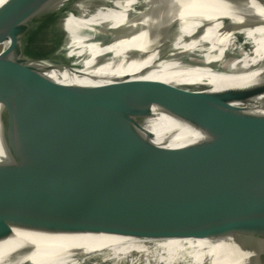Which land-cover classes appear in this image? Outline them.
<instances>
[{"label":"water","instance_id":"water-1","mask_svg":"<svg viewBox=\"0 0 264 264\" xmlns=\"http://www.w3.org/2000/svg\"><path fill=\"white\" fill-rule=\"evenodd\" d=\"M48 1L0 6V241L19 229L149 244L192 237L198 216L207 223L264 213V79L220 91L127 78L64 83L49 72L80 75L86 66L66 51L58 31L38 22ZM154 108L201 139L157 145L144 127ZM253 229H220L212 238L264 241V232L254 236ZM123 248L77 251L67 264L120 262L140 252ZM171 252L174 264H187ZM211 252L194 261L205 264Z\"/></svg>","mask_w":264,"mask_h":264},{"label":"bare ground","instance_id":"bare-ground-1","mask_svg":"<svg viewBox=\"0 0 264 264\" xmlns=\"http://www.w3.org/2000/svg\"><path fill=\"white\" fill-rule=\"evenodd\" d=\"M6 1L0 0V6ZM202 1L49 0L39 8L36 18L40 24L58 31L65 41H88L80 35L83 30L112 39L108 45L99 41L88 45L95 58L82 61L86 66L79 72L82 74L65 70L51 71L49 76L64 83L82 85L127 78L158 81L175 87L207 86L214 91L260 83L264 79V0H239L231 9L217 12L196 26L195 23L202 21ZM135 6L138 8L134 9ZM237 35H245L252 47L246 54L229 57L227 53L238 48ZM170 44L180 50L172 60L166 59L163 53ZM201 49L205 54L200 59L195 53ZM107 53L113 55L105 58ZM215 64L221 69L210 67ZM153 113L144 127L154 134L157 145L179 148L201 139L192 126L157 108ZM217 219L210 218L203 223L202 217L198 216L195 224L199 221L200 224L192 230V237L151 241L150 245L115 236L46 235L15 229L10 238L0 241V264H43L40 261L67 264L77 251L115 243H120L124 252L134 249L145 253L147 257L143 261L146 264H174L171 251L175 250L181 254L178 261L187 264L190 261L200 264L194 260H199L198 255L207 250L212 252L207 255L205 264H264V241H241L233 236L212 238L216 230L236 226L246 230L248 225L254 227L253 235L259 236L258 231L264 232V213L252 215L247 212L242 216L227 217L223 222ZM26 247L33 253H24Z\"/></svg>","mask_w":264,"mask_h":264},{"label":"rangeland","instance_id":"rangeland-1","mask_svg":"<svg viewBox=\"0 0 264 264\" xmlns=\"http://www.w3.org/2000/svg\"><path fill=\"white\" fill-rule=\"evenodd\" d=\"M238 1L239 0H203L202 5H201L202 9L200 8V17H202V19H201L202 21L195 23L196 26L201 25L204 22V19L210 18L213 14H215L217 12L229 10V8L231 9L233 6H235V4ZM137 8H138L137 6L134 7V9H137ZM195 24H192V27H193V25H194V27H196ZM107 27L109 28V25ZM80 35L85 36L88 39V41L86 40L85 42H82V41L81 42H79V41L73 42L69 39V40L65 41V49L73 57H75L76 59L81 60V61H88V60L95 58L94 52L92 51L91 47L88 45H90V44L93 45V44L99 43V42H102L104 45H108L112 40L111 38H103V37L98 36L94 32H89V31H85V30L80 31ZM235 39H236V43L238 45V48H237V50H235L233 52L237 56L238 55L240 56V53L246 54L247 52L250 51V49L252 47V43L248 42V39L245 37V35H240V36L237 35ZM73 48H74V50H73ZM177 51L179 52L180 50L178 48H176V46H173L170 44L164 48L163 53L169 54L168 60H172L173 57L176 54H178ZM204 54H205V51H203V49H201L195 53V56L197 58L201 59V56L203 57ZM112 55H113V53H107V54H105L104 57L108 58V57H111ZM214 66L218 67L220 69V66L218 64H215ZM146 257H147V255L145 253L132 252L127 256V258L125 260L120 261V262H116L114 260H110L107 258L104 260H101V259H98L96 261L93 260V262H98V264H146V262L143 261V258H146ZM85 264H93V263H85Z\"/></svg>","mask_w":264,"mask_h":264}]
</instances>
